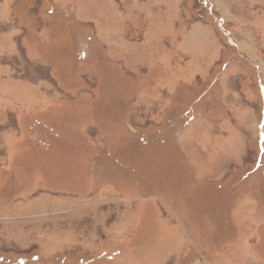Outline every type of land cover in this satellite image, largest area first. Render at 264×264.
Instances as JSON below:
<instances>
[{
  "label": "rangeland",
  "instance_id": "obj_1",
  "mask_svg": "<svg viewBox=\"0 0 264 264\" xmlns=\"http://www.w3.org/2000/svg\"><path fill=\"white\" fill-rule=\"evenodd\" d=\"M0 264H264V0H0Z\"/></svg>",
  "mask_w": 264,
  "mask_h": 264
}]
</instances>
